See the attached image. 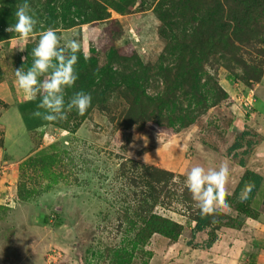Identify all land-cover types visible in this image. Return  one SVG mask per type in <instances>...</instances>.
Masks as SVG:
<instances>
[{
    "label": "rangeland",
    "instance_id": "rangeland-1",
    "mask_svg": "<svg viewBox=\"0 0 264 264\" xmlns=\"http://www.w3.org/2000/svg\"><path fill=\"white\" fill-rule=\"evenodd\" d=\"M24 2L0 0V78L23 92L15 70L31 68L32 49L52 28L61 45L73 38L81 45L79 78L65 90L66 103L81 90L92 103L84 115L73 109L67 120L36 131L30 159L8 169L0 161V264H185L186 253L197 258L207 230L193 235L190 205L178 197L190 168L228 165L229 194L249 167L264 175V157L254 156L258 145L243 155L245 138L238 156L229 153L245 130L247 139H264V5L238 16L236 51L220 42L200 58L180 47L192 43L198 29L206 31L208 10L216 5L211 0H27L38 21L28 40L5 31ZM257 65L261 81L247 80ZM228 75H236L234 83ZM248 88L255 89L250 108ZM5 133L0 124V146ZM126 158L175 173L170 196L155 212L184 225L177 241L156 233L145 247L135 244L137 227L129 230L127 210L142 187L128 183L136 172L123 169ZM263 198L264 182L254 200L262 225L248 224L257 230L245 257L252 264H264ZM225 212L236 215L228 207ZM234 235L224 227L217 240Z\"/></svg>",
    "mask_w": 264,
    "mask_h": 264
},
{
    "label": "trees",
    "instance_id": "trees-1",
    "mask_svg": "<svg viewBox=\"0 0 264 264\" xmlns=\"http://www.w3.org/2000/svg\"><path fill=\"white\" fill-rule=\"evenodd\" d=\"M210 1V0H208ZM205 4L207 1H203ZM211 3L216 4L214 8H209L208 14L210 19L208 22L207 29L205 32H201L199 29L195 38L187 42L185 46L180 47L184 52L190 50L193 54L198 55L200 58L204 54L212 53V48L220 42H224L222 46L227 52L231 54L236 51L238 41L237 33L239 32V18L249 17L253 12L262 7L264 4L260 0H211ZM204 4V5H205ZM257 5L252 7V5ZM202 5V7L204 6ZM210 7V6H209ZM198 39V41H195ZM222 49V50H223ZM215 50V49H214ZM263 71L257 66H253L248 69L246 74V79L251 81L259 82L263 77ZM236 75H228L226 78L230 83H234L236 80ZM241 78H245V74L241 75ZM2 78H0L1 80ZM39 98L36 101H30L32 105L25 106L20 105V111L24 117L27 119L28 115L37 109L39 104ZM28 103V104H30ZM5 104V103H4ZM7 106V104H5ZM47 124L42 120L36 121L30 128H36L40 125ZM251 135L249 130H245L241 137L237 139L230 147L229 153L234 152V156H238L237 150L244 147L242 140H246V148L242 151L243 155H248L252 151V147L260 144L262 138L258 141H252V139H247V136ZM32 156V155H30ZM30 156L27 158L30 159ZM25 158V159H27ZM24 159V160H25ZM23 160V161H24ZM245 158H240L239 164L243 167L246 166ZM124 170H133L136 175H129L127 178L128 183L133 188L142 187L140 191V197H136L133 208H129L127 211H131L133 215H129L128 221L130 222L129 230L137 227L135 233V244L139 247H145L149 242L150 238L154 234H163L170 238L172 241H177L184 230V225L175 221L172 218L160 215L155 212V208L161 204L165 197L168 198L171 194V187L173 185V180L176 177L173 171H168L167 169L158 167L153 164L145 163L140 160L126 158L121 164ZM126 172V171H125ZM124 172V173H125ZM123 173V174H124ZM254 181L255 188L253 189L250 198L245 202H240L237 197L239 195L240 189L245 181ZM264 182V175L252 170L246 169L239 179L232 194L228 193L227 200L229 207L236 212V215H231L225 212L223 209H219L215 216L202 217L200 211L197 208H192L191 205L194 203L191 193L186 187L179 186L181 188L180 197L181 202L191 210V220L193 221L192 233L195 235L197 232L207 230V239L205 241V248H211L218 239V231L224 227L240 229L246 218L257 219L262 213L260 209L254 207V200L256 193L260 189ZM21 189V186H20ZM137 196V191H133ZM191 197V198H190ZM264 205V198H263ZM129 213V212H127ZM135 219V220H134Z\"/></svg>",
    "mask_w": 264,
    "mask_h": 264
},
{
    "label": "clouds",
    "instance_id": "clouds-1",
    "mask_svg": "<svg viewBox=\"0 0 264 264\" xmlns=\"http://www.w3.org/2000/svg\"><path fill=\"white\" fill-rule=\"evenodd\" d=\"M27 0L17 5L16 23L10 24L5 31L18 34L28 40L38 23ZM49 28L41 32L37 45L32 49L33 63L28 71L23 67L15 70L19 87L25 92L29 101L40 100L32 116L42 121L56 123L65 121L73 109L79 115H84L92 103L89 93L81 90L75 92L65 101V90L72 88L78 80L76 65L79 62L81 45L76 39L65 40ZM24 52V48H18ZM89 57L85 56L87 60ZM27 57H22V61ZM45 77L40 79V77ZM39 109H43L40 111ZM146 139V138H145ZM230 176L228 165L221 164L218 169H205L196 165L190 168L184 181L185 187L191 193L202 217L215 216L219 209L229 207L226 185ZM255 188L254 181H245L237 199L245 202Z\"/></svg>",
    "mask_w": 264,
    "mask_h": 264
},
{
    "label": "crops",
    "instance_id": "crops-1",
    "mask_svg": "<svg viewBox=\"0 0 264 264\" xmlns=\"http://www.w3.org/2000/svg\"><path fill=\"white\" fill-rule=\"evenodd\" d=\"M5 69L6 66L1 67L4 76ZM0 101L7 104L6 108H3L0 112V124L4 127L6 132L4 135V145L0 146V161H2V167L8 169L11 165L19 163L22 159L24 160L33 153V149L35 148L33 134L49 123H45L36 128L28 127V125L32 126L36 121L41 119L36 118L31 121V115H28L26 120L24 119L20 111V105L25 106L27 104L30 106L32 104L24 91L22 92L15 88L14 92L10 85V81L5 79V77L0 80ZM6 156L9 158H6ZM254 156L256 158L259 156L264 157V139H262L260 144L256 147ZM249 169L261 173V169H254L251 167H249ZM223 210L225 211V208H223ZM259 217L261 218L263 215L260 214ZM257 219L247 218L242 228H230L234 232L237 231L238 235H234L231 241L227 239V236H222L211 248L203 249L197 253L196 257H198L195 259H191L193 257L190 256L189 253H186L184 259L185 264H252L250 260L246 261L245 257L246 252L250 248L251 241L253 240V232L257 230L253 228L251 230L248 224L250 222L253 226L257 224L261 226V222Z\"/></svg>",
    "mask_w": 264,
    "mask_h": 264
},
{
    "label": "built area",
    "instance_id": "built-area-1",
    "mask_svg": "<svg viewBox=\"0 0 264 264\" xmlns=\"http://www.w3.org/2000/svg\"><path fill=\"white\" fill-rule=\"evenodd\" d=\"M248 94L249 95L246 97L245 105L250 108L253 102L254 89L248 88Z\"/></svg>",
    "mask_w": 264,
    "mask_h": 264
}]
</instances>
